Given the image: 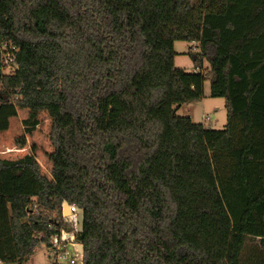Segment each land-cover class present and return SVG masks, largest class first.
I'll use <instances>...</instances> for the list:
<instances>
[{
  "label": "trees",
  "instance_id": "trees-1",
  "mask_svg": "<svg viewBox=\"0 0 264 264\" xmlns=\"http://www.w3.org/2000/svg\"><path fill=\"white\" fill-rule=\"evenodd\" d=\"M0 44V133L44 111L53 145L50 178L0 158L1 264L71 231L64 202L83 264H264V0H0ZM205 81L221 130L176 115Z\"/></svg>",
  "mask_w": 264,
  "mask_h": 264
},
{
  "label": "rangeland",
  "instance_id": "rangeland-1",
  "mask_svg": "<svg viewBox=\"0 0 264 264\" xmlns=\"http://www.w3.org/2000/svg\"><path fill=\"white\" fill-rule=\"evenodd\" d=\"M176 56L174 66L183 69L185 72H192L196 65L188 53H198L196 45L182 41H176L173 45ZM207 63L202 62L201 70L206 72ZM203 98L182 105L177 111V116H188L194 123H200L206 128L221 130L226 125L227 112L225 101L222 98H212L209 96V81L203 83ZM27 110H18L16 118L10 120V127L7 131L0 133V158L16 160L24 155H33L40 166L41 173L50 178L51 163L49 155L53 151L51 141V121L46 112H40L39 124L31 134L25 133L23 121L27 118ZM25 139V146L21 148V140ZM75 218L80 221L81 212L75 213ZM81 223V222H80ZM15 264V263H14ZM18 264V263H16ZM22 264H52L47 257L44 245Z\"/></svg>",
  "mask_w": 264,
  "mask_h": 264
},
{
  "label": "built area",
  "instance_id": "built-area-1",
  "mask_svg": "<svg viewBox=\"0 0 264 264\" xmlns=\"http://www.w3.org/2000/svg\"><path fill=\"white\" fill-rule=\"evenodd\" d=\"M0 48L1 72L7 74L15 66L13 54L15 48L13 46H7V44H0ZM77 211L81 212L74 205L68 204V213L64 215L62 211V221L60 223L70 225L72 227L71 231H66L60 225L58 231L44 245L47 257L51 260L52 264H83V249L80 248L82 245L75 238V233L81 232L82 230V213L79 221L75 218Z\"/></svg>",
  "mask_w": 264,
  "mask_h": 264
},
{
  "label": "water",
  "instance_id": "water-1",
  "mask_svg": "<svg viewBox=\"0 0 264 264\" xmlns=\"http://www.w3.org/2000/svg\"><path fill=\"white\" fill-rule=\"evenodd\" d=\"M63 208H62V211H63V214L64 215H67V208H68V204L65 202V203H63V206H62ZM80 248L81 249H83V247L82 246H80Z\"/></svg>",
  "mask_w": 264,
  "mask_h": 264
},
{
  "label": "crops",
  "instance_id": "crops-1",
  "mask_svg": "<svg viewBox=\"0 0 264 264\" xmlns=\"http://www.w3.org/2000/svg\"><path fill=\"white\" fill-rule=\"evenodd\" d=\"M1 264V263H0Z\"/></svg>",
  "mask_w": 264,
  "mask_h": 264
}]
</instances>
